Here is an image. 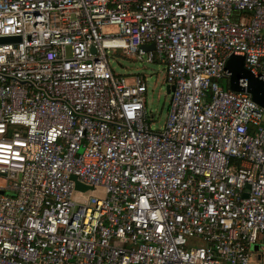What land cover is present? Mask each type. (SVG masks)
I'll list each match as a JSON object with an SVG mask.
<instances>
[{"label": "built area", "instance_id": "built-area-1", "mask_svg": "<svg viewBox=\"0 0 264 264\" xmlns=\"http://www.w3.org/2000/svg\"><path fill=\"white\" fill-rule=\"evenodd\" d=\"M1 37L0 264L264 258V107L226 68L264 85V0H0ZM108 49L163 65L162 129Z\"/></svg>", "mask_w": 264, "mask_h": 264}, {"label": "rangeland", "instance_id": "rangeland-1", "mask_svg": "<svg viewBox=\"0 0 264 264\" xmlns=\"http://www.w3.org/2000/svg\"><path fill=\"white\" fill-rule=\"evenodd\" d=\"M109 64L116 74L130 75L133 73H142L147 78V92H146V106L147 112L151 119L150 124L153 130L162 129L166 116L168 105L170 101V93L166 92V84L164 81V67L159 62H146L135 56H127L118 52H113L108 49ZM222 86L226 87V80L223 79ZM191 245H199V240L189 242ZM253 262L258 264L263 263V258L258 259L257 254L260 253L259 249H255Z\"/></svg>", "mask_w": 264, "mask_h": 264}, {"label": "water", "instance_id": "water-1", "mask_svg": "<svg viewBox=\"0 0 264 264\" xmlns=\"http://www.w3.org/2000/svg\"><path fill=\"white\" fill-rule=\"evenodd\" d=\"M18 40L17 37H1L0 43L10 42ZM142 49L144 50H152L154 48V45L148 44V45H142ZM226 68L230 72L229 77V88L234 91H246L250 93L251 98L258 103L259 105L264 107V85L262 80L255 77L250 70L246 69L244 67V58L240 55L231 54L229 58L226 61ZM240 79H243L246 81V86L243 87L240 84ZM172 86L166 85V92L170 93L172 90ZM72 179L75 180L74 176H71ZM76 188H85L82 184L79 182H75ZM264 263V258H263Z\"/></svg>", "mask_w": 264, "mask_h": 264}]
</instances>
